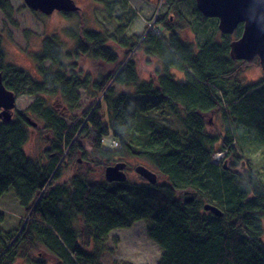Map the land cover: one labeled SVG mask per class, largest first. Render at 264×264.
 <instances>
[{"label": "trees", "instance_id": "obj_1", "mask_svg": "<svg viewBox=\"0 0 264 264\" xmlns=\"http://www.w3.org/2000/svg\"><path fill=\"white\" fill-rule=\"evenodd\" d=\"M97 1L105 4L109 17L111 10L128 4ZM161 4L168 14L155 19L154 28L167 30L168 37L152 28L142 39L131 40L121 26L107 35L79 22L73 26L76 32L71 28L63 32L71 46L65 45L60 31L45 36L33 54L37 79L7 62L0 34L3 85L15 96L34 97L26 111L14 108L9 121L0 119V198L12 188L25 207L16 234L8 236L0 229V264L19 260L48 264L30 260L38 245L55 260L52 264H103L109 235L138 221L148 224L147 238L161 250L158 264H264V189L247 163L242 170L240 163L228 166L212 157L224 146L235 155L236 149L245 152L239 148L258 145L264 160V78L244 83L240 76L246 62L230 55V43L240 37L243 24L232 34L218 36V18L202 15L195 0H161ZM180 5L195 19L201 43L182 38ZM0 10L10 17L8 0H0ZM60 13L66 18L75 15ZM137 50L162 61L156 78L139 81L133 57ZM82 57L103 63L106 71L95 77L84 72L78 62ZM46 60L50 65L44 68ZM172 68L184 79L171 74ZM117 86L123 89L117 91ZM79 88L91 96L101 95L106 108L92 109L83 127L92 149L107 162L141 157L163 181H91L74 174L68 184L57 183L63 163L84 155L83 135L55 111L49 98L54 95L55 102L61 99L73 106L80 100ZM215 111L224 115V134L207 129L205 115L209 113L208 119ZM30 113L53 132L45 150L48 162L32 159L25 150ZM164 114L175 117L184 130L179 133L166 126L160 118ZM105 137L112 138L113 148L103 146ZM184 189L196 193L194 202L177 197ZM206 204L222 215L205 211Z\"/></svg>", "mask_w": 264, "mask_h": 264}, {"label": "rangeland", "instance_id": "obj_2", "mask_svg": "<svg viewBox=\"0 0 264 264\" xmlns=\"http://www.w3.org/2000/svg\"><path fill=\"white\" fill-rule=\"evenodd\" d=\"M12 7L10 17L0 10V34L2 37V45L5 53V59L8 63L17 66L19 69L26 71L28 75L34 79L39 78V71L36 68L33 54L41 49L42 40L45 36L51 35L55 31H60L64 39V31H69L70 28L76 32L73 28L78 22L80 25L88 29H96L105 32L107 35H111L119 27H123V33L131 40L142 39L146 34V31L150 28L156 27L155 19H164L168 14L167 8L161 4V0H127L128 4L122 9H114L110 11V17L104 13L105 4L100 3L97 0H74L78 6V10L75 11L74 18H66L59 11H53L49 16L40 13L39 11H33L26 6L23 0H8ZM115 1V0H107ZM184 17V28L180 30L183 39L196 43H201L203 40L200 37V31L197 30L198 26L195 19L191 16L190 11L183 5H180L177 9ZM170 14H174L170 12ZM169 14V15H170ZM174 19V16H170ZM75 19V22H73ZM70 25V26H68ZM67 29V30H66ZM155 32L160 31L164 37H168L167 30L161 28ZM221 33L218 29V36ZM208 35V31L205 33ZM66 46H71L72 43L65 40ZM134 60L136 62L139 81H149L156 78L155 72L157 68L162 67V61L157 56H148L142 50H137ZM245 61V60H243ZM79 67L84 72H90L93 77L97 73L105 72V66L99 61H94L89 58L79 59ZM244 71L240 76V80L244 83H256L264 78V71L261 69L258 62L245 61ZM44 68L50 65L49 61H44L41 64ZM178 79H184V75L181 72H176V69H170ZM169 70V71H170ZM178 71V70H177ZM123 88L117 86V91ZM77 92L80 95L78 103L66 106L64 100L58 99L55 102L54 95L50 96L49 101H53L55 111L61 113L66 119L68 125L81 129L79 135H83L81 138L82 146L84 147V155L80 156L75 162L63 163L61 166V177L57 183L65 182L74 174H80L85 176L91 181L105 180L104 170L109 165H114L117 162L125 163V171L127 180L131 182L143 181L144 179L135 172L137 165H143L148 169H152L157 174V180L159 182L164 180V177L145 159L138 156H124L119 160L107 162L105 158L96 153L92 147L88 144L90 139L87 138V134L84 133L83 127L86 123V119L90 111L96 106L100 105L105 108L101 95L91 96L84 88H79ZM34 97L28 94H21L16 96L15 110L26 111L27 107L33 102ZM60 98V96H59ZM31 114V113H30ZM209 113L205 115V121L208 120L207 129L209 131L225 132L224 115L222 112ZM36 123V126H31L30 139L25 144V150L29 157L40 162H48L45 150L49 148L50 142L53 139V132L51 129L45 128V123L33 116L29 115ZM161 120L166 123V126H170L171 129L181 133L184 128L181 124H178L175 117L170 114H164L160 116ZM173 124V125H169ZM231 134L232 127L230 130ZM88 135L91 136V133ZM112 138L105 137L103 139V146L105 148L112 147L110 141ZM230 143V142H229ZM221 146V143H218ZM113 148V147H112ZM259 146L253 145L252 147L239 148L245 150L236 149L235 155L230 152L229 149L221 147L215 151L212 155L213 160L216 163L224 161L229 165H236L240 163V169L244 170V162L247 163L249 169L252 170V175L258 179L260 185L264 189V160L260 158L258 151ZM237 157H241L239 162ZM239 167V166H238ZM242 173L244 171H241ZM255 172V173H254ZM68 184V183H67ZM25 207L20 205V202L11 188L7 193L0 198V215L3 221L0 223V229L5 233H9L8 236L16 234V227H18L20 221L24 218ZM210 212V211H208ZM211 213V212H210ZM148 224L145 221H138L133 226L126 230L113 231L107 241L104 242L105 249L103 252L102 263L103 264H158L160 257V249L158 245L147 238L146 228ZM264 226V224H263ZM8 238V237H7ZM31 261H43L48 264L55 263V260L51 258L48 251L39 246L31 252ZM16 264H34L30 261H18Z\"/></svg>", "mask_w": 264, "mask_h": 264}, {"label": "water", "instance_id": "obj_3", "mask_svg": "<svg viewBox=\"0 0 264 264\" xmlns=\"http://www.w3.org/2000/svg\"><path fill=\"white\" fill-rule=\"evenodd\" d=\"M29 9L50 15L53 11L75 12L78 6L74 0H23ZM196 9L205 17L218 18V29L222 33L232 34L239 24H243L240 37L230 43V55L237 60L251 61L257 57L264 71V0H195ZM16 96L7 90L0 74V119L10 120L15 108ZM31 126L36 123L30 119ZM135 172L146 182L155 184L157 174L143 165H137ZM105 180L108 182H124L127 180L125 163L117 162L105 167ZM177 197L183 202L195 200L196 193L191 190H181ZM205 211L221 216V211L215 206L204 205Z\"/></svg>", "mask_w": 264, "mask_h": 264}, {"label": "clouds", "instance_id": "obj_4", "mask_svg": "<svg viewBox=\"0 0 264 264\" xmlns=\"http://www.w3.org/2000/svg\"><path fill=\"white\" fill-rule=\"evenodd\" d=\"M150 29H152V28H150ZM149 29V30H150ZM153 30H154V28H153ZM157 30H159V29H157ZM157 33H160V31H157ZM255 58H257V57H255ZM254 59V58H253ZM258 59V58H257ZM258 63H259V60H258Z\"/></svg>", "mask_w": 264, "mask_h": 264}, {"label": "built area", "instance_id": "obj_5", "mask_svg": "<svg viewBox=\"0 0 264 264\" xmlns=\"http://www.w3.org/2000/svg\"><path fill=\"white\" fill-rule=\"evenodd\" d=\"M113 144H114V145H117V143H116V142H113Z\"/></svg>", "mask_w": 264, "mask_h": 264}, {"label": "flooded vegetation", "instance_id": "obj_6", "mask_svg": "<svg viewBox=\"0 0 264 264\" xmlns=\"http://www.w3.org/2000/svg\"><path fill=\"white\" fill-rule=\"evenodd\" d=\"M177 195H178V193H177ZM195 199H196V197H195ZM195 201V200H194ZM194 201H192V202H194Z\"/></svg>", "mask_w": 264, "mask_h": 264}, {"label": "crops", "instance_id": "obj_7", "mask_svg": "<svg viewBox=\"0 0 264 264\" xmlns=\"http://www.w3.org/2000/svg\"><path fill=\"white\" fill-rule=\"evenodd\" d=\"M176 72H178V71H176Z\"/></svg>", "mask_w": 264, "mask_h": 264}]
</instances>
